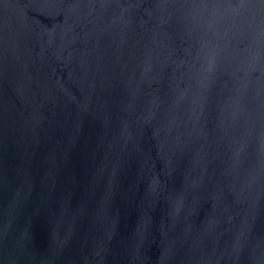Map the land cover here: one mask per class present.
<instances>
[{"label": "water", "instance_id": "water-1", "mask_svg": "<svg viewBox=\"0 0 264 264\" xmlns=\"http://www.w3.org/2000/svg\"><path fill=\"white\" fill-rule=\"evenodd\" d=\"M0 264H264V0H0Z\"/></svg>", "mask_w": 264, "mask_h": 264}]
</instances>
